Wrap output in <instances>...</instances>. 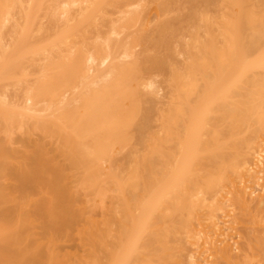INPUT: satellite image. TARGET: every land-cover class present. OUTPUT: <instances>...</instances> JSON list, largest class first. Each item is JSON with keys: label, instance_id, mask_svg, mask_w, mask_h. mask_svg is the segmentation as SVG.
<instances>
[{"label": "bare ground", "instance_id": "1", "mask_svg": "<svg viewBox=\"0 0 264 264\" xmlns=\"http://www.w3.org/2000/svg\"><path fill=\"white\" fill-rule=\"evenodd\" d=\"M29 1L0 0L1 28L10 23L11 34L5 41L1 30L0 79L9 86L31 65L55 72L37 69L33 78L48 77L42 96L0 100V117L26 130L50 129V139L56 130L81 161L95 158L97 147V157L108 155L103 165L83 166L84 177L93 178L90 207L74 215L63 195L58 226L79 231L97 217L92 238L79 245L92 247V264H202L193 241L217 225L224 241L204 259L264 264V0L198 2L187 16L185 53L179 52L185 56L175 64L167 55L148 57L149 45L179 36L169 21L172 0ZM152 30L157 38L148 43ZM166 72L172 92L159 107L143 109V98L160 94L157 78ZM101 89L92 100L82 97ZM89 103L93 110H82ZM143 132L155 140L143 152L116 147ZM9 149L0 147V161L16 157L18 147ZM125 156L129 165L115 168ZM36 170L16 167L24 183L44 184L54 172ZM5 198L0 188V219L17 210L3 207ZM14 233L1 231L0 241L14 240Z\"/></svg>", "mask_w": 264, "mask_h": 264}, {"label": "rangeland", "instance_id": "2", "mask_svg": "<svg viewBox=\"0 0 264 264\" xmlns=\"http://www.w3.org/2000/svg\"><path fill=\"white\" fill-rule=\"evenodd\" d=\"M23 1L25 6H28L30 3L29 0ZM172 1H174L176 7L169 21L171 20L173 29L179 36L169 39L167 44L165 42L159 45H149L150 51L148 52V57L167 55V58H170L175 64V62L178 63L179 61L182 63V58L185 56L184 54H179V52L182 51L185 53V40L187 37L184 38L183 36L187 33L189 26L187 16L198 9L197 4L201 0ZM16 6L17 4L11 6L12 16H17L18 8ZM3 14V11H1L0 40L4 33L3 38L9 42L11 34L8 25L10 23L5 28H1L4 20ZM180 16L185 18L182 19ZM2 29L5 32L1 33ZM154 30L147 37V41L149 40L148 43L152 38H157ZM182 37L183 39H181ZM169 45L171 46L170 48ZM1 47L3 46L0 42ZM2 58L3 52L0 49V62H2ZM147 60L149 59L147 58ZM147 65H149V62L146 65L143 64V67ZM37 69L47 75L55 72V68L51 66L39 69L37 65H31L26 70L28 74H20L19 77L9 81V86H4V79H0V86H2L0 87V100L10 104L20 98H22L20 100L22 101L29 93H33L37 98H40L42 95L39 96V93L44 91L43 85L48 81V77H44L43 74L40 77L38 76V78H33V73ZM168 72L157 78V81H160L159 88L157 89L160 92L158 97L153 98L154 101L151 99L149 101H145L144 98L142 99L141 105L143 109L153 106L155 108L159 107L162 97L170 95L172 87ZM110 88H112V85ZM105 90L101 89L96 93L82 94V97L87 101L88 99L92 100ZM51 97L47 96V99L50 100ZM149 97H152V95ZM82 110H93V104H87ZM63 120L65 118L60 119L58 122L61 123ZM7 121L4 117H0V147L6 149L7 152H10L9 146H16L18 150L15 154L16 157L9 155L10 157L8 156L5 160L0 161V188L2 189L3 195L6 196V203L3 204V207L16 205L17 210L12 216L10 215L9 217L0 219V232L11 228L15 232L14 240H8L5 243L4 240L0 241V264H48L56 263L64 257L65 264L94 263L92 247L90 245H85L84 247L79 245L81 243L85 244L92 238L94 231L93 221L97 217L94 214H90L92 215L91 221L87 219L83 225L79 226V231L73 227L66 233L64 227L58 226V224L62 223L59 213V201L63 195H68L72 199L74 215H79L81 208L90 207L92 202L86 201L87 199L93 198L90 194L93 188H88L89 183L93 182V178L91 176L89 178L84 177L87 175L82 174L83 166L87 165L89 168H92L97 167L98 164L99 166L103 165L101 158L108 155L103 154L97 157L98 152H101V147H97V149L95 148V151H97L96 157L94 156L95 158L91 159V161H81L79 158H75L76 152L61 141V135L56 130H53L54 138L50 139L46 136V133L50 136L52 135V130L50 129L46 132L34 131L32 129L26 130L22 122V125L18 123L11 125ZM24 121L25 119H23V123ZM10 141H12L11 145H9ZM148 142H155V140L150 141L149 137L143 132V134L137 133L133 139L119 142L116 147H121L120 145L122 147L126 146L124 148V152H126L132 146L136 145L143 152L142 146ZM90 150H93V148H90ZM39 158L42 161L37 160ZM39 162L42 163L39 164ZM129 162L130 157L125 156L115 163L114 167H126L129 165ZM26 164L32 168H38L36 170L37 172L44 166L51 170L53 169L54 172H47L45 174L46 178L43 179L44 184L39 183L37 178H35V183H24L22 182L21 176L17 173L16 167L18 165L22 167ZM218 239L224 241L223 225L206 227L193 241L194 244L191 248L194 251H202V264H224V260L214 258L212 255L204 259V257L211 253L214 244L219 243Z\"/></svg>", "mask_w": 264, "mask_h": 264}]
</instances>
